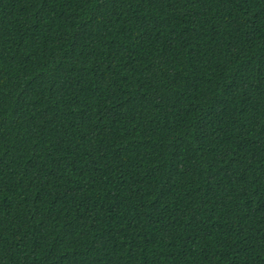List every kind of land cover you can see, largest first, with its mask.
<instances>
[{"label":"trees","instance_id":"obj_1","mask_svg":"<svg viewBox=\"0 0 264 264\" xmlns=\"http://www.w3.org/2000/svg\"><path fill=\"white\" fill-rule=\"evenodd\" d=\"M0 264H264V0H0Z\"/></svg>","mask_w":264,"mask_h":264}]
</instances>
